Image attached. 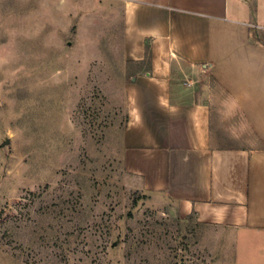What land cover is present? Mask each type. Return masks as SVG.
<instances>
[{
  "label": "rangeland",
  "instance_id": "374dc122",
  "mask_svg": "<svg viewBox=\"0 0 264 264\" xmlns=\"http://www.w3.org/2000/svg\"><path fill=\"white\" fill-rule=\"evenodd\" d=\"M124 2L0 0V264H233L125 167Z\"/></svg>",
  "mask_w": 264,
  "mask_h": 264
},
{
  "label": "crops",
  "instance_id": "0c3cea01",
  "mask_svg": "<svg viewBox=\"0 0 264 264\" xmlns=\"http://www.w3.org/2000/svg\"><path fill=\"white\" fill-rule=\"evenodd\" d=\"M123 10L127 171L181 217L232 233L233 264H264V0H125ZM184 64L201 77L197 95L176 74Z\"/></svg>",
  "mask_w": 264,
  "mask_h": 264
},
{
  "label": "trees",
  "instance_id": "16d2710c",
  "mask_svg": "<svg viewBox=\"0 0 264 264\" xmlns=\"http://www.w3.org/2000/svg\"><path fill=\"white\" fill-rule=\"evenodd\" d=\"M149 50H150V47L147 45L146 46V53H147L146 54V60L141 63L142 66L148 65L151 62V54H150V51Z\"/></svg>",
  "mask_w": 264,
  "mask_h": 264
}]
</instances>
